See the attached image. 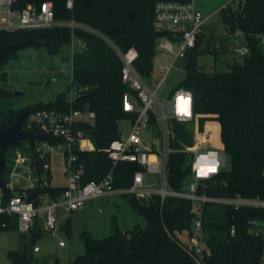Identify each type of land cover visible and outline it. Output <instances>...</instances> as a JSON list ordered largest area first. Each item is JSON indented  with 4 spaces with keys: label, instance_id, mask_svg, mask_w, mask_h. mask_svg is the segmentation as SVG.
I'll list each match as a JSON object with an SVG mask.
<instances>
[{
    "label": "trees",
    "instance_id": "obj_1",
    "mask_svg": "<svg viewBox=\"0 0 264 264\" xmlns=\"http://www.w3.org/2000/svg\"><path fill=\"white\" fill-rule=\"evenodd\" d=\"M43 1L48 0H20L17 6L23 8L29 3L40 5ZM49 1L54 4L57 20H74L87 27L59 25L45 29L0 31V46L33 39L26 46H43L49 55L54 56L64 46L70 45L73 38L84 44L95 67L74 70L73 83L90 87L74 105H88L96 112V125L86 126L96 150L78 152V156L86 167L84 181L98 180L110 168V159L104 148L119 136L121 120L131 117L123 110V96L130 89L122 79L123 63L113 45L124 52L135 48L138 56L134 65L144 78H149L155 71L157 39L169 36V31L160 30L155 25V4L159 0H73L72 8H68V0ZM221 12L231 32L237 29L244 32L243 37L249 47L248 59L235 60L227 71H203L198 62L200 40H203L201 33L196 46L183 57L185 76L177 87L188 89L194 95V129L189 132L184 125L176 124L177 136L173 144L192 146L196 137L210 139L216 130L220 148L230 158V168H224L218 175L202 181L198 194L213 198H264V49L257 37L264 34V0H239L237 8L228 6ZM18 50L7 53L4 59H9ZM205 52L217 57L212 45ZM13 95L12 90L0 87V99ZM69 107L68 91L58 93L55 99L48 102L21 108L1 105L0 129L8 128L25 111L67 110ZM211 123L215 126L212 127ZM37 135L42 140L51 139L44 134ZM7 150L1 171L4 184L8 181L12 169L10 161L13 159L8 158ZM188 159L189 155L183 152L170 155L169 183L172 188L182 189L189 174ZM43 165L44 161L39 160L40 174ZM136 169L134 163L121 164L117 170L119 176L114 181L115 188L129 187ZM48 177L51 179L50 172ZM19 190L16 187V191ZM63 190L64 187L43 189L37 186L28 189V192L31 193L29 198H37L44 192L50 197H58ZM4 193L6 197L12 194L5 188ZM128 198L134 211L146 218V227L121 230L115 222L109 236L94 238L86 234L85 253L70 260L69 264H197L188 252L189 245L177 236L178 232L185 231L191 235L193 218L197 215L193 200L177 197L162 200L154 196L143 202L135 197ZM201 210L205 246L211 250L207 264H264V233L256 230L264 228V209L241 207L236 210L221 202H205ZM254 220H260L261 224L250 223ZM69 221L70 218L65 226L71 234ZM233 225L237 228L235 235L231 233ZM12 230H18L16 219L8 221L5 228L0 227V231ZM42 232L41 224L37 222L29 231L28 244L18 250L7 251L9 264H41L34 259L33 247L43 236Z\"/></svg>",
    "mask_w": 264,
    "mask_h": 264
},
{
    "label": "built area",
    "instance_id": "obj_2",
    "mask_svg": "<svg viewBox=\"0 0 264 264\" xmlns=\"http://www.w3.org/2000/svg\"><path fill=\"white\" fill-rule=\"evenodd\" d=\"M20 0H0V31L14 32L17 30L45 29L66 25L71 28L87 27L74 20L59 21L55 17L52 1H43L40 5L29 3L18 8ZM232 4V3H231ZM68 8H72L73 0H68ZM206 18L197 5V0L185 2L177 0H159L155 4V25L160 30L169 31V36L157 39L161 48L174 54L171 63L161 64L160 69L165 72L159 82L154 83L152 72L149 78H144L136 69L134 61L138 56L135 48L121 51L117 47L123 66L122 79L130 91L123 96V110L131 117L120 122V134L111 140L104 148L110 159V168L102 178L84 181L85 163L79 158L78 152L95 151L96 146L87 132L86 126L96 125V112L88 105L75 107L74 103L89 91V86L73 83L74 69L62 65L57 73L69 79L70 88L67 110L42 109L30 112L23 122L24 129L36 135L34 141L25 140L24 147H15V154L10 161L8 181L0 185V227L5 228L8 221H18V231L29 233L36 223H40L44 233L54 235L62 228L57 213H70L83 208L87 201L112 194H123L148 202L158 196L162 200L166 197L191 199L195 203L196 213L193 218L191 235L189 236L188 252L197 264H207L211 250L205 246L202 222V205L205 202H221L231 205L236 210L241 207L264 209V198L261 197H229L213 198L205 194H198L199 184L218 175L228 163V155L221 148H201L197 145L184 147L173 144L176 141L175 125H193L195 123L194 95L192 91L178 88L168 100L160 98L162 88L169 72L176 61L185 57L186 52L195 47L199 36L203 33ZM227 38L244 36L241 29L226 32ZM264 45V34L257 36ZM74 39V38H73ZM80 43L81 40H79ZM83 44V43H82ZM178 50H174V46ZM116 50V49H115ZM249 53L245 45L234 47L235 60L240 62ZM158 55V54H157ZM156 64V58L154 60ZM57 78L53 77L55 81ZM182 103L184 110L180 109ZM181 106V107H182ZM128 126V131L124 127ZM37 133L49 136L51 139H39ZM183 152L190 156L188 161L189 174L184 180L181 190L171 187L169 183V159L172 153ZM55 153L64 156L66 186L58 197H50L43 193L37 198H29L28 189L37 186L45 189L52 186L48 177L51 173V157ZM44 161L42 173L38 170V161ZM123 163H134L137 169L132 175V184L126 188H115L114 181L118 167ZM28 168V176H23L21 168ZM40 178L35 181L33 175ZM16 177H23L28 181L27 186H19ZM189 182L185 189L186 179ZM159 184L158 188L155 185ZM16 187L21 190L16 191ZM5 190L12 192L8 197ZM253 225H258L250 221ZM261 224V223H259ZM259 226V225H258ZM233 225L231 233L236 234ZM61 246L65 245L60 241ZM40 246L35 244L33 251L39 252Z\"/></svg>",
    "mask_w": 264,
    "mask_h": 264
},
{
    "label": "rangeland",
    "instance_id": "obj_3",
    "mask_svg": "<svg viewBox=\"0 0 264 264\" xmlns=\"http://www.w3.org/2000/svg\"><path fill=\"white\" fill-rule=\"evenodd\" d=\"M232 3V4H231ZM239 0H197V5L206 18L203 24V31L207 36L204 39L202 48L207 47L210 38L218 46L217 57L213 53L202 54L200 56V63L209 68L211 61L217 62L218 71L229 70L230 64L235 62L234 47L239 44V37L227 38L226 32L229 33V28L224 21L222 9L225 7L237 8ZM107 42L113 45L108 39ZM245 41V38H244ZM246 42V41H245ZM212 45V44H211ZM113 47L117 48L113 45ZM264 49V45H263ZM174 50H178V46H174ZM158 55L156 57L155 74L152 77L154 83L159 82L164 71L160 69V65L171 63L174 59V54L157 46ZM217 51V50H216ZM215 57V58H214ZM69 66L70 69H93L95 67L92 56L85 50L84 44L80 43L79 39L74 38L70 45L64 46L61 51L51 56L43 46H26L18 50L9 59H4L0 65V87H6L12 90L13 94L21 92V94L13 95L10 98L0 99V106H10L13 108H21L37 102H48L55 99L58 93L69 91V79L57 73V69L62 66ZM185 76V60L180 58L176 61L174 67L166 77L164 87L162 88L160 98L162 101L168 100L176 91L178 85ZM53 77L57 79L54 81ZM5 101V102H4ZM212 127L215 126L211 123ZM189 132H193V125H185ZM128 131V126L124 127ZM210 139L203 136L201 139L196 137L195 145L201 148H220L221 142L216 130ZM179 141V140H178ZM185 144L181 143L180 147ZM15 148L7 150L8 158H13ZM190 158V156H189ZM189 161V159H188ZM63 159L54 158L52 161L53 182L55 184H63L65 178L63 177ZM230 168V158L225 169ZM23 176H28V168H21ZM39 176L34 174L33 179L39 180ZM15 182L19 186H27L29 183L23 177H16ZM189 182L186 179L185 189ZM159 184L155 185L158 188ZM200 214V211H197ZM66 215V219L62 218ZM62 216V218H61ZM70 216V217H68ZM59 221L62 223V229L56 231L54 235L50 233L43 234L37 241L41 251H33V256L36 261L41 264H69L78 255L85 253L86 243L85 235L89 234L94 238H103L112 233L113 225H116L121 230H132L136 226L145 228L147 225L146 218L138 214L129 203V198L123 194H112L97 198L96 200H89L85 206L79 210L66 213L60 211L57 213ZM70 218L69 225L71 234L66 230V221ZM258 225L260 220L256 221ZM84 223L88 227V231H83ZM257 231L264 233V228H258ZM181 242H189V233H177ZM205 237V233H204ZM30 240L29 233H23L18 230L0 231V264H9L7 258L8 250H18L28 244ZM60 241H63L66 246H61Z\"/></svg>",
    "mask_w": 264,
    "mask_h": 264
},
{
    "label": "water",
    "instance_id": "obj_4",
    "mask_svg": "<svg viewBox=\"0 0 264 264\" xmlns=\"http://www.w3.org/2000/svg\"><path fill=\"white\" fill-rule=\"evenodd\" d=\"M32 41L33 39H27L24 41L8 43L0 46V64L2 63L7 53L21 49ZM247 59L248 57H245V61ZM18 94H21V92L16 91L14 93V95ZM29 113L30 111H25L24 113L20 114L17 117L16 121L8 128L0 129V185L3 184V181L1 179V171L6 162V158L4 155L5 151L9 147H20L22 145V142L25 140L34 141V139L36 138L35 134H33L30 130L24 129L23 127V121ZM83 231H88L86 223H84Z\"/></svg>",
    "mask_w": 264,
    "mask_h": 264
},
{
    "label": "crops",
    "instance_id": "obj_5",
    "mask_svg": "<svg viewBox=\"0 0 264 264\" xmlns=\"http://www.w3.org/2000/svg\"><path fill=\"white\" fill-rule=\"evenodd\" d=\"M205 35L207 36V34H206V32L205 31H203V36H202V38H203V40H200V43H201V46H200V54H199V56H198V62H199V64H200V66H201V69L203 70V71H206V72H214L215 70H217L216 68H217V62L216 61H211V63H210V65H209V68H205L206 66H207V64L205 63V66L203 65V64H201L200 63V56H202V54H209V53H207V52H205L206 51V49L212 44V46L213 47H215V49L217 50V52H221V51H219L218 50V46H216V43H214L213 42V39L212 38H210V42H209V45H207V47H205V48H202V44H203V42H204V39L206 38L205 37ZM238 42H239V44L241 43H243V45H245L246 43H245V41H244V37L243 36H240L239 38H238ZM85 47V46H84ZM234 54V53H233ZM215 58V57H214ZM208 67V66H207ZM75 70V69H74ZM54 158H62L63 159V165L65 166V164H64V156L61 154V153H55V154H53L52 155V157H51V181H52V186H57V187H65L66 186V183H67V178H66V175H65V167L63 168V177L65 178V182L63 183V184H55L54 182H53V173H52V161H53V159ZM106 196H110V195H106ZM102 197H104V196H102ZM99 198H101V197H99ZM96 200V199H95ZM68 217H70V216H68ZM61 218H62V216H61ZM67 217H66V215L62 218V221H64V219H66ZM62 229V228H61ZM42 233H44V232H42ZM45 234V233H44ZM38 241V240H37ZM37 241H36V243L35 244H37ZM63 246H66V244L65 245H63ZM40 251H41V249H40ZM39 251V252H40Z\"/></svg>",
    "mask_w": 264,
    "mask_h": 264
},
{
    "label": "bare ground",
    "instance_id": "obj_6",
    "mask_svg": "<svg viewBox=\"0 0 264 264\" xmlns=\"http://www.w3.org/2000/svg\"><path fill=\"white\" fill-rule=\"evenodd\" d=\"M179 106H180V109H181V110H184V107L182 106L181 101H180V103H179ZM181 106H182V107H181Z\"/></svg>",
    "mask_w": 264,
    "mask_h": 264
}]
</instances>
